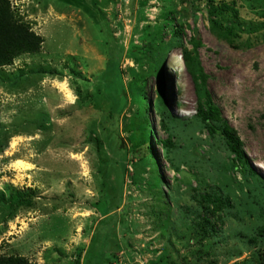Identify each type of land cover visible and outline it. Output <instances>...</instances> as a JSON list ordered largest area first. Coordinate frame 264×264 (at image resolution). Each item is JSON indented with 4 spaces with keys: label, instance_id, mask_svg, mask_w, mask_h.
Listing matches in <instances>:
<instances>
[{
    "label": "rangeland",
    "instance_id": "obj_1",
    "mask_svg": "<svg viewBox=\"0 0 264 264\" xmlns=\"http://www.w3.org/2000/svg\"><path fill=\"white\" fill-rule=\"evenodd\" d=\"M9 2L43 42L0 67V255L264 264V0Z\"/></svg>",
    "mask_w": 264,
    "mask_h": 264
},
{
    "label": "trees",
    "instance_id": "obj_2",
    "mask_svg": "<svg viewBox=\"0 0 264 264\" xmlns=\"http://www.w3.org/2000/svg\"><path fill=\"white\" fill-rule=\"evenodd\" d=\"M42 42L43 39L34 33L25 22L15 17L9 0H0V67L11 64L13 59L19 54L38 52ZM192 42L197 49L200 45V41L193 38ZM185 57L187 58L186 55ZM198 70L199 72L197 74L195 72L191 73L192 77L195 83H197L200 77L201 83L204 85L207 75L204 73L202 67L199 66ZM197 89L199 93H201L200 89ZM202 92L204 93V100L199 97L197 115L204 122L221 123L220 127L210 125V130L225 138L231 150L236 153L238 164H243L242 154L239 150L241 141L223 119L220 109L213 103L211 93L204 87ZM204 199L213 204H218L220 200L216 194L205 195ZM19 202L21 205L26 204V206L32 203L31 199L23 197L22 193ZM0 264L36 263L29 261L26 257L21 255H0Z\"/></svg>",
    "mask_w": 264,
    "mask_h": 264
},
{
    "label": "bare ground",
    "instance_id": "obj_3",
    "mask_svg": "<svg viewBox=\"0 0 264 264\" xmlns=\"http://www.w3.org/2000/svg\"><path fill=\"white\" fill-rule=\"evenodd\" d=\"M174 66V65H173Z\"/></svg>",
    "mask_w": 264,
    "mask_h": 264
}]
</instances>
